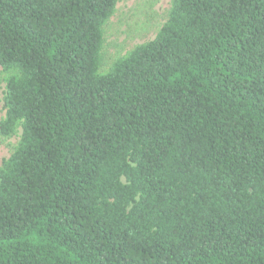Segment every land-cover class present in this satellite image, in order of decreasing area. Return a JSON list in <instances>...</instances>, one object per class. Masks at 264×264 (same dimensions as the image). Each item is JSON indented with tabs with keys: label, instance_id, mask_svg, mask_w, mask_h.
Instances as JSON below:
<instances>
[{
	"label": "trees",
	"instance_id": "16d2710c",
	"mask_svg": "<svg viewBox=\"0 0 264 264\" xmlns=\"http://www.w3.org/2000/svg\"><path fill=\"white\" fill-rule=\"evenodd\" d=\"M118 0H0V264H264V0H172L100 74Z\"/></svg>",
	"mask_w": 264,
	"mask_h": 264
},
{
	"label": "rangeland",
	"instance_id": "374dc122",
	"mask_svg": "<svg viewBox=\"0 0 264 264\" xmlns=\"http://www.w3.org/2000/svg\"><path fill=\"white\" fill-rule=\"evenodd\" d=\"M172 0H118L112 17L103 28L100 50V74L125 57L135 47L153 40L166 23ZM5 74L0 68V80ZM5 83L0 86V121L5 115L3 97ZM20 133L10 139L0 137V168L19 142Z\"/></svg>",
	"mask_w": 264,
	"mask_h": 264
}]
</instances>
